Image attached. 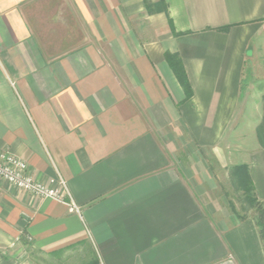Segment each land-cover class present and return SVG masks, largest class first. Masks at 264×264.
Wrapping results in <instances>:
<instances>
[{
  "label": "crops",
  "instance_id": "crops-1",
  "mask_svg": "<svg viewBox=\"0 0 264 264\" xmlns=\"http://www.w3.org/2000/svg\"><path fill=\"white\" fill-rule=\"evenodd\" d=\"M164 3L0 0V150L67 186L0 179V264H264L211 165L247 166L264 203V0Z\"/></svg>",
  "mask_w": 264,
  "mask_h": 264
},
{
  "label": "built area",
  "instance_id": "built-area-1",
  "mask_svg": "<svg viewBox=\"0 0 264 264\" xmlns=\"http://www.w3.org/2000/svg\"><path fill=\"white\" fill-rule=\"evenodd\" d=\"M0 179L39 198L66 201L67 186L63 178H53L48 183L37 182L28 174L27 163L7 150H0ZM71 211L78 213L79 208L72 206Z\"/></svg>",
  "mask_w": 264,
  "mask_h": 264
},
{
  "label": "trees",
  "instance_id": "trees-1",
  "mask_svg": "<svg viewBox=\"0 0 264 264\" xmlns=\"http://www.w3.org/2000/svg\"><path fill=\"white\" fill-rule=\"evenodd\" d=\"M144 3L149 15L167 11L164 0H159L156 3L152 0H144ZM165 59L183 88L186 98L190 99L193 96V90L181 59L177 54L170 52H166ZM234 172L239 177L240 185L245 192L246 199L254 210L255 221L264 250V203L256 198L255 189L249 176L248 167L245 165L237 166L234 168Z\"/></svg>",
  "mask_w": 264,
  "mask_h": 264
},
{
  "label": "rangeland",
  "instance_id": "rangeland-1",
  "mask_svg": "<svg viewBox=\"0 0 264 264\" xmlns=\"http://www.w3.org/2000/svg\"><path fill=\"white\" fill-rule=\"evenodd\" d=\"M231 163L227 162V165H225L224 168H220L218 167V162L215 160V157L211 158V165L214 168L213 171L216 175V182L213 185L215 190L213 193L215 196H221L223 200L229 202L232 207L237 209L240 215L247 216L253 212V209L246 199L245 192L240 185L239 177L234 172V167L230 166ZM23 242L25 243L27 241L23 239L22 243ZM3 253L7 255L8 251L3 250ZM27 257H34V259H36L37 257L35 253L31 250V248H29L28 246H26L25 249H23V251L19 252L18 254V258H21L23 260ZM34 261L36 262L37 260ZM38 264L45 263L40 261L38 262ZM67 264H73V262H69Z\"/></svg>",
  "mask_w": 264,
  "mask_h": 264
}]
</instances>
